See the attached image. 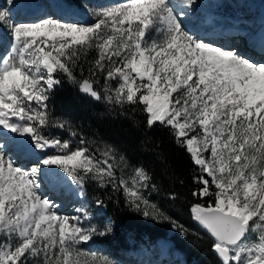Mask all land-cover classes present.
Instances as JSON below:
<instances>
[{
	"label": "snow or ice",
	"instance_id": "1",
	"mask_svg": "<svg viewBox=\"0 0 264 264\" xmlns=\"http://www.w3.org/2000/svg\"><path fill=\"white\" fill-rule=\"evenodd\" d=\"M186 14L171 0H126L97 11L92 24L51 16L16 23L0 10V26L12 37L9 53L0 57V128L28 136L25 150L58 149L24 169L0 145V264H111L80 247L104 231L84 226L80 216L59 215L42 196L43 166L58 167L81 187L87 179L111 184L144 216L171 219L144 196L152 180L146 169L136 167L130 180L117 178L116 169L127 164L113 147L100 161L83 140L71 147L44 135L57 73L97 101L143 105L148 127H170L199 166L192 195L208 199L191 212L213 237L222 264H264V62L197 38L181 19ZM92 49L97 57L85 76L81 61ZM101 75L105 82L97 88ZM112 80L119 81L115 88ZM43 174L62 178L47 169Z\"/></svg>",
	"mask_w": 264,
	"mask_h": 264
},
{
	"label": "trees",
	"instance_id": "2",
	"mask_svg": "<svg viewBox=\"0 0 264 264\" xmlns=\"http://www.w3.org/2000/svg\"><path fill=\"white\" fill-rule=\"evenodd\" d=\"M64 1L81 6L80 0ZM96 57L97 52L92 49L81 61L85 76ZM76 74L79 77V71ZM56 78L60 83L47 101L49 119H57L58 124L64 122L63 128L69 130V137L83 140L89 149H94L91 141L102 142L113 147L118 156H124L127 166L116 169L117 178L121 175L127 178L125 172L136 167L146 169L152 180L144 196L164 216L171 218L146 217L128 203L122 189H114L111 184L102 187L87 179L83 186L88 199L99 205V212L113 222V232L102 242L105 254L116 262L140 264V257L131 251L136 245L145 243L158 248L160 241H166L173 243L186 264H222L213 250L214 241L194 221L191 212L193 204L205 203L208 199L200 200L192 195L198 188L193 177L200 170L186 148L177 142L172 129L161 124L148 127L147 114L139 103L121 106L103 99L97 101L83 93L65 74L57 73ZM104 82L101 75L94 86L99 88ZM118 83V80L109 81L113 88ZM98 200L104 203L98 204ZM131 244L134 245L131 247Z\"/></svg>",
	"mask_w": 264,
	"mask_h": 264
},
{
	"label": "rangeland",
	"instance_id": "3",
	"mask_svg": "<svg viewBox=\"0 0 264 264\" xmlns=\"http://www.w3.org/2000/svg\"><path fill=\"white\" fill-rule=\"evenodd\" d=\"M1 1L6 2V0H0V2ZM26 2L30 5L33 4L36 6L37 5L43 6L44 4L45 5L49 4L51 2V0H26ZM52 2L56 3L54 0ZM125 2L126 1H122V0H119V1H115V0H80L79 3L81 4V8H82V10L79 11V13L81 14L80 17L82 19H85V20L87 19V24H92L96 20L95 13L97 11L105 9V8L117 6V5L123 4ZM1 3H0V7L2 5ZM175 3H176V1H175ZM175 3H172V4L174 6H176ZM262 3H264V0H248L247 2H245L243 4L238 2V0H195L194 9H195V11H197L199 18L206 19L209 17V15H211V13H213L214 15H216V19L219 21H223V22L229 21V22L234 23V20L236 21V19H242L243 24H245V25L250 24L253 27L256 24V21H258L257 23L261 22L260 21V15H261V8L260 7H262L263 5L257 6V4H262ZM7 5L8 4L5 3L2 7L5 8ZM253 6H255V8H256V10L254 12L252 11V9L254 8ZM46 7L47 6L44 7L45 11L48 10V9H46ZM176 7H174L175 11L177 10V9H175ZM0 10H2V9L0 8ZM8 10H9V8H8ZM70 10L71 11L73 10L75 13H78L77 10L74 8H71ZM10 16H11L13 22L24 23L21 21H16L14 19V17L16 15H10ZM48 16H51V15L47 11L42 16V18L48 17ZM245 17H247V18H245ZM248 17H255L256 19L251 18L250 20L253 23H250ZM253 19H255V20H253ZM262 19H264V18H262ZM237 21L240 22V20H237ZM260 29L261 28L258 29L259 30L258 33H260ZM4 31H5L6 35H5V40L3 42H0V57H3L5 55H7L6 53H9V51L11 49V44H12L11 34L8 32L7 28H5ZM150 35L156 36L157 33L153 31L152 33H150ZM241 36H243V35H241ZM237 45L238 44H233V46H231V48H229V49H232V50L234 49V51H236ZM250 53H252V52H250ZM58 125L59 124H58L57 119L50 118L49 119V125L45 129H43L44 135H46L50 138L54 137V138H59L61 140L69 141L71 147H76V146L80 145V142L77 141L75 138L69 137V130H66V128L64 130V128H61ZM27 141H29V140H27ZM90 143H91V146L94 148V149H90V151L93 154H95L97 159H99L100 161H103V159H104L103 151L105 150V148L108 145H106L102 142L98 143V142L91 141ZM46 152L48 153V155H52V154H56L58 152V149L49 148V149L43 150L42 158L47 156V155H45ZM5 153L8 156H10L12 159L14 158L12 149H11V151L6 150ZM39 159L40 158H38V160ZM33 161L36 162L34 159H33ZM15 163L19 166V162H15ZM22 165H24V164H22ZM47 167L49 168L50 166H47ZM197 167L199 168V166H197ZM50 169H51V171H61L56 166H51ZM61 173H62V179L64 180L63 183L66 184L65 183L66 180L70 179V178H68L66 176V174H64L62 171H61ZM125 175L127 176L126 179L130 180L131 177L134 175V170H128L127 172H125ZM92 180L99 183L97 180H94V179H92ZM209 180H210V178H209ZM210 183H211V181H210ZM64 184H62V185H64ZM76 190H77L76 193H73V194H69V193L65 194L64 193V195L60 196V198H57V199H53V192H51V194H50L49 190H47L44 193V190L42 189V190H40V192L44 198H47L49 200L51 199L50 201L54 202V204L57 206L56 211L59 215L67 216L69 218H72L75 216H80L84 226H95L98 229V231H104L105 232L104 235L97 234L93 237V239L91 241L87 242L86 244H82L80 247L84 251H86L87 253L95 254L98 257H106L109 261H111V264H133V262H131V261H129L127 263H122L120 261L116 262L112 259V257H109L107 254H105L104 245L102 244V242L107 235H109L113 232V222L110 219H107L103 214H101L99 212V211H101V208L99 205H94L88 199L87 194H86L85 189H84V186L81 187V186L77 185ZM146 191H147V189L144 188L143 194ZM85 214H87L86 217H85ZM108 228H110L111 230L107 231ZM133 245L134 244H131V247ZM131 251L133 254L140 257V262H141L140 264H186L184 256L174 248V245L171 242L160 241L158 248H154L150 244L147 245L145 243H139ZM127 257L128 256H125L124 260H127ZM39 264H42V259L39 261Z\"/></svg>",
	"mask_w": 264,
	"mask_h": 264
},
{
	"label": "bare ground",
	"instance_id": "4",
	"mask_svg": "<svg viewBox=\"0 0 264 264\" xmlns=\"http://www.w3.org/2000/svg\"><path fill=\"white\" fill-rule=\"evenodd\" d=\"M22 1H23L22 4H24V5H25V3H27L26 0H22ZM115 1H119V0H115ZM122 1H126V0H122ZM175 1H176V3H175ZM175 1L171 0V3H175V5L177 6V7L174 6V7H176L175 9H177L176 11L185 12L186 8H188V6L184 5L182 0H175ZM247 1L248 0H238V2H240L241 4H243ZM5 3L7 4V2H5V1L1 3L2 5L0 8L2 10L3 9L8 10V8H9L8 11H9L10 15H16V14L20 13L15 8V0H14L13 5H7L5 8H3L2 6ZM18 4H21V0L19 1ZM52 4H53V2H52ZM258 5H263L262 7H260L261 8V15H260V21L261 22L259 21L260 23H257L258 21H256V24L253 27L250 24L249 25L243 24L242 19H236V21L234 20V23L229 22V21L228 22L219 21L216 19V15H214L213 13H211V15H209L210 18L209 17L206 19L199 18L197 11H195V9H194L195 5L194 6L192 5L193 10L196 12V15L193 17H190L186 14V16L190 19V20H187V22L195 27L194 21H196L197 25L194 29L192 28L189 30L192 34H194L197 38L202 39L204 42L211 43V44H214L216 46H220L224 49H229V48H231V46H233V44H238L237 50H236L237 52L241 53L245 57L250 58L253 61L255 60V62H257V63L264 62V24H263L264 19H262V18H264V3L257 4V6ZM45 6H47L46 9H48L47 11L51 15V17L61 18L64 20H68V21H72V22H78L81 24H87V19L86 20L82 19L78 15L74 14L72 11H69L68 9L63 8L62 6H60L58 4H56V7H58V8H55V9H53L54 6L53 5L51 6V4H46V5L44 4L43 6H39V5L36 6L33 4L32 5L29 4V6H25L26 9L23 8L22 9L23 12L20 15H17L16 18H14V19L16 21H21L24 23H29V22H34L36 20H39L40 18H42V16L45 14V12H47L44 9ZM255 6H253L254 8L252 7L253 9L251 8L253 12L256 10ZM255 17H248L249 22L253 23L250 19L255 18ZM245 18H247V17H245ZM181 19L186 24L185 15L183 17H181ZM191 19L193 21H191ZM255 19H253V20H255ZM237 20H240V22H238ZM2 28L3 27L1 26V29ZM259 28H261L260 33H258ZM241 35H243V36H241ZM250 44H251L250 47L252 49L254 46H257V48H259V50H254V49L252 50L249 47ZM250 52H252V53H250ZM2 132H4V133H2ZM25 138L27 140H29L28 136H26V137L22 136L21 137L19 134H13L12 132H10L7 129L0 128V141H3V143H6V145H4V146L7 147L6 149H4V151H6V150L11 151V149L14 150L16 145H18L19 147L24 146V144L28 142ZM22 142H24V143H22ZM28 149H32L33 150L32 153L36 157L35 161H37V164H33V166H37L39 164V161L43 159L42 158L43 150L35 149L34 147L27 148L26 150H24L23 153H21V150H18L17 154H14L15 153L14 152L13 153L14 161L19 162V166H21L24 169H28L26 165H22L28 159H30L29 151H27ZM45 155H48V153L46 152ZM37 156H39V157H37ZM38 158H40V159L38 160ZM42 170H43V167H42ZM51 172H58V171H51ZM41 173H42V171H41ZM38 179L41 181L40 190L43 189L44 193L47 190H49L50 194H51V192H53V199L60 198V196L64 195V193L65 194L66 193L73 194V193L77 192V190H76L77 185L74 184V182L71 181V179H67L65 182L66 184H64L65 187L69 186L68 187L69 191H63L61 189H58L56 186L54 188H51L49 185H47L44 182L45 179L43 178V176L41 174L39 175Z\"/></svg>",
	"mask_w": 264,
	"mask_h": 264
},
{
	"label": "water",
	"instance_id": "5",
	"mask_svg": "<svg viewBox=\"0 0 264 264\" xmlns=\"http://www.w3.org/2000/svg\"><path fill=\"white\" fill-rule=\"evenodd\" d=\"M86 95H88V94H86ZM88 96H90V95H88ZM91 97V96H90ZM195 221V220H194ZM201 228H202V230H204L211 238H212V240L214 241V239H213V237L211 236V234L205 229V228H203L197 221H195ZM215 252V251H214ZM216 253V252H215ZM217 254V253H216ZM217 256H218V254H217ZM219 257V256H218ZM219 259H220V257H219ZM221 260V259H220ZM222 262V261H221Z\"/></svg>",
	"mask_w": 264,
	"mask_h": 264
}]
</instances>
